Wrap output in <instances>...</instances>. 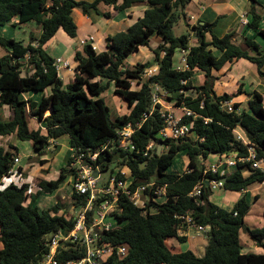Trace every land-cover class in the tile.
I'll return each instance as SVG.
<instances>
[{
	"label": "trees",
	"instance_id": "1",
	"mask_svg": "<svg viewBox=\"0 0 264 264\" xmlns=\"http://www.w3.org/2000/svg\"><path fill=\"white\" fill-rule=\"evenodd\" d=\"M118 1L0 0V26L17 19L18 24L35 22L40 27V34L26 45L13 38L0 37V46L7 49L6 54L0 57V109L7 107L11 113L8 120L0 115V137L14 135L21 142H31L37 155L46 151L51 141L61 138L68 140L74 152L83 153H95L108 143V148L100 151L91 163L100 173L110 170L112 165L126 167L130 174L128 188L132 192L151 182H155L157 187L165 186V201H154V190H147L144 207L133 205L128 197L120 194L117 207L110 213L118 227L99 233V245L115 248L103 264H264V254H244L240 244L242 233L264 249V226L250 229L245 223L249 205L244 194L251 184L264 182V171L252 169L246 164L220 176L205 172L203 163L210 155L220 156L230 152H237L238 156L247 155L246 148L234 135L236 128L245 134L256 159L264 162L262 95L255 91L248 93V111L238 112L239 104L234 103V111L227 113L222 110L221 104L230 102L243 91L239 87L233 94L217 96L210 75L211 71L220 70L226 63L244 59L254 64L258 74L264 77V52L249 38L240 39L246 46L242 50L234 33L217 37L212 32L215 22L193 27L199 36L196 46L189 45V33L174 36L173 26L181 17L186 24L184 9L192 0H122L120 4ZM249 1L256 3L258 0ZM141 3L148 7L142 17L126 32L107 36L105 51L96 52L92 44L86 42L81 51L75 52L73 81L63 89L54 66L55 59L43 47L59 30L69 38L76 37L73 10L79 9L87 16L91 10L98 13L99 4L112 6L115 11L121 12ZM249 13L252 19L248 26L264 41V29H259V14L253 7ZM104 17L109 18V14L105 13ZM186 26L189 29V25ZM153 35L162 39V43L152 50L154 58L126 68L125 59L140 48L148 47ZM211 49L220 51V56H215ZM177 52L185 53L184 69L173 65ZM156 64L157 72L145 77L146 71ZM195 70L205 74L206 81L202 86L192 85ZM110 84L114 86V94L122 97L129 108L128 114L114 120L110 118L109 107L100 97ZM133 84L136 89H132ZM48 87H51L50 94L43 96L40 102L22 96L43 92ZM154 87L165 92L166 99L174 106L193 114L182 116L179 124L190 127L196 135L194 141L159 136L165 123L157 109H153L151 96ZM188 92L190 94L187 95ZM49 111L50 114L46 115ZM27 115L42 123L43 130H30ZM128 125L136 129L132 135L133 150L120 148L116 141L117 130ZM151 143L161 145V151L158 152L155 146L144 155ZM11 148L13 151L0 147V181L16 158L17 149ZM179 152H185L188 158L185 172L166 173ZM71 162L70 157L55 180H40L37 183L39 192L52 194L59 189L74 173ZM243 168L248 171L246 177ZM115 178L125 180L119 171ZM223 178V189L240 193L231 210L209 201L212 190L207 182ZM201 181L200 196L189 197ZM28 190L27 184L18 186L13 183L0 188V264H40L49 250L46 237L59 230L68 232L75 224L73 216L56 215L58 204L53 209L39 210L33 205L35 198ZM29 198L30 204L24 206ZM71 198L76 207L85 205L87 199L75 192H72ZM106 198L111 199L110 196H101L97 202ZM151 209L155 211L152 213ZM187 214L195 224L209 227L201 257L191 251L176 252L168 246L170 239H176L180 244L187 241L185 236L179 235L183 225L181 217ZM92 216L93 213H88V220ZM120 247L126 249L123 257L116 254ZM83 257L84 249L79 244H72L68 251L60 250L57 261Z\"/></svg>",
	"mask_w": 264,
	"mask_h": 264
},
{
	"label": "crops",
	"instance_id": "2",
	"mask_svg": "<svg viewBox=\"0 0 264 264\" xmlns=\"http://www.w3.org/2000/svg\"><path fill=\"white\" fill-rule=\"evenodd\" d=\"M76 1H78V0H76ZM86 1H93V0H86ZM121 1L122 0H119L118 4H120ZM252 7L255 9L257 14H259V16H260L259 29H264V0H258L256 3H253L249 0H192L184 9V12H185L186 17H187L186 24L189 25V29L187 28V33L190 34L189 45L191 47H193V46H196L198 44V37L199 36L196 33V29H193L194 26L203 25L204 23L210 24V23L215 22V26L212 28V32L217 37L221 38L226 34L234 33L236 35V41L242 50H245L246 46H245L243 40H240V39L249 38V39L254 40L260 46L261 51L262 50L264 51L263 39L256 34L255 30L251 29L248 26V24L250 23V21L252 19V15L249 13V11ZM147 8L148 7L145 3H141V4L133 5L132 7L128 8L124 11L118 12V11H115L114 7H112V6H105L103 4H99L98 5V13L101 16H103V18H104L103 23H101V21H100V18H101L100 16L97 18L93 17V13H96L93 10L89 11V14L87 16H84L83 14L80 15V18H79L80 24H78V25L76 24L77 35L75 38H73V39L78 38L80 41V45L74 46V50L71 54V57L72 58L74 57V54L76 51H81L83 44L86 42L91 43L93 48L96 50V52L105 51L106 50L105 38L109 35L111 36V35H114V34H117L120 32H126L127 29L134 22H136L139 18L142 17L143 12ZM105 13L109 14V18L104 17ZM96 15H97V13H96ZM84 27H87V29H84ZM39 34H40V29L38 30L37 35H39ZM56 35L51 40H49L43 48L46 51V53L50 57H52L53 59H57V58L61 59V56H62L61 54H57L56 57H54L48 51L49 46H50V48H53L54 41L56 40L55 39ZM62 37L64 39L63 35H62ZM96 37H98V41H101L98 44L100 48H98L97 44L93 42V39H96ZM161 43H162V39L156 35H153L150 38L148 47L140 48L138 50V52L131 54L127 59H125V61H124L125 67L128 68V67L135 66L137 63H140L144 57H145L144 58L145 60L151 61L154 58L152 50L155 49ZM211 50L215 56H220V54H221L220 51H218L216 49H211ZM136 55L139 57H136ZM184 55H185V53H183V52H177L174 55L173 65L175 68H177V69H184L185 68ZM129 58H132V60L128 62ZM180 58L184 59L183 64L180 63L181 62ZM66 61L69 62L68 60H66ZM137 61H139V62H137ZM71 64H72V70H74L76 63L74 61H72ZM157 70H158V65L156 64L154 67L153 74L156 73ZM262 71L264 72V65L262 66ZM210 75L213 78V90L217 96H220L222 94H233L234 92L237 91V89L239 87H241L243 93L240 94L239 96L233 98L229 102L232 106L234 103L239 104V109L237 110L238 112L248 111V101L250 99V97L248 96V93H252L254 91L258 92L262 95L263 105H264V77H262L258 74L257 67L254 64H252L251 62H248L247 60H244V59L234 60L230 63H226L220 70L211 71ZM72 77H74V76L72 75ZM60 78L62 79L61 76H60ZM71 80H73V78H71ZM191 81H192L193 86H202L206 81L205 74L199 70H195L193 73V76L191 78ZM62 87H63V83H62ZM45 90L42 92L43 94L40 98L39 97L36 98V96H34V94H36V93H33V92L24 94L22 96L24 99L29 98L35 102H40V100L43 98V96H47L44 94ZM164 108H166L167 111H169L177 119H180L182 117V115L184 114V110H185L184 108L176 107L174 105H170L169 103H167V104L164 103ZM49 114H50V111L48 113H46V115H49ZM0 115H1L2 119L8 120L11 116V113L7 107H3L2 109H0ZM26 120H27V124H28V127L30 130H37L39 128H41L43 130V124L38 122L36 119L34 121L33 117L27 115ZM234 135L237 139H239L243 142H247V138L245 137V134L243 133V131L240 128H236L234 130ZM12 138H14V141H12L13 140ZM189 139H191L192 141H194L196 139V135L194 132L190 133ZM8 140H9V142L12 143V144H10L9 147H7V145H5V144L3 145V143H6ZM1 141H2V146H0V147L4 148L5 150L11 151L12 149H10V148L16 147V143L19 140H17L14 135H10V136H5L3 138L0 137V142ZM51 143L53 144L55 154H56L59 151L58 149L60 147L59 146L60 139L57 141H51L50 145L47 149L52 148V147H50ZM66 145L68 147V149H67L68 150V156H67V159H66L64 164H66L67 160L73 154V150H72V148H70L68 140L66 141ZM17 151H18V149H17ZM18 154H19V152H18ZM218 158L219 157L217 155H210L203 162L204 166L206 168H209V167H213V166L217 165ZM19 163H20V160H19ZM187 163H188V158H187ZM262 166H263L262 171H264V162L262 163ZM186 168H187V165H186ZM218 170H219V174L228 175L229 173L233 172L235 169L223 170L220 167V168H218ZM120 172L122 173V171H120ZM15 176H16L17 182L19 183V184H17L18 186L21 184H27L23 180L21 182V179L25 176V173H24V169L19 164L17 165L16 174L13 177H15ZM37 177L41 178L42 180H45L42 176H40V177L37 176ZM124 177L129 178L127 176H124ZM35 178L36 177L33 178L32 183L35 181ZM68 179H70V180H68ZM6 181H7V179H5V178L1 179L0 185L5 183ZM8 181H10V178L8 179ZM69 181H70V183H69ZM12 183H13V181H12ZM71 184H72V177L69 176L66 178L65 183L62 185L63 186L67 185L69 187V186H71ZM263 184H264V182L263 183H254V184H251L249 187H247V189L244 191V194H245L246 202L248 204H250L249 199L252 200L251 204H253V205L257 204L259 202L260 195L256 194L259 190L255 189V188H258V186H262ZM62 185L60 186V188L63 187ZM37 188H38V186H37ZM60 188L57 189L52 194H49V195L56 194L57 192H59ZM219 189H223V188H219ZM70 191L72 192L71 188H70ZM28 192H30V189ZM230 192L231 191L225 190V193H223L219 196L223 206H218V207L223 208V209L227 208L226 206L224 207L226 199H228L231 202L230 205H232V207L234 206V204L236 203V201L240 197V193L239 192H233V193H235V195H230ZM36 193H37V195H39L40 194L39 190H37ZM255 197H256V199H255ZM55 198H57V197H55ZM163 201H164V199L162 201H159V203H162ZM52 203L53 204L51 205V207H46V208H50V209L56 208L55 205L58 203V201H56V199H55V201H53ZM250 205H249V211H248L247 215L245 216L246 225L250 229H256L258 227L262 228L264 226V220H261V218H260V217H262L261 214H258L259 216L252 217ZM232 207L230 209H225V210H231ZM75 208H76V206H74V204H72V210H75ZM151 211L154 212L155 210L151 209ZM51 214L53 215L54 213H51ZM56 215H58V216L64 215L65 217H67L68 214L66 215L64 213V209H61L60 207H58L57 211H56ZM262 215H263L262 218L264 219V210H263ZM72 216L74 217L75 215H72ZM106 220L107 219H105V221ZM112 220L115 221L114 219H112ZM107 222L110 223V221H107ZM111 225H112L111 226L112 228L118 227V223L115 226L113 224H111ZM180 232H179V235H180ZM190 233H193V232L187 230V232L184 233L183 236H185L187 238V241L185 243H182V244H188V240L190 238L193 242H197L195 244L198 247L203 248V252H198V254L196 253L195 255L198 257L203 256L204 249H205V246L207 244V239H206V241H201L202 239H200L199 234H197L198 236H196V237L191 236V235H190L191 236L190 237L189 236ZM202 235H204V238H206L205 234H202ZM244 235L247 236L246 234H244ZM248 238L244 237V239H242L241 234H240V244L242 246L241 252L244 254H247V253L264 254V249L262 247L257 246L254 242L251 241L250 238L249 239ZM168 246L176 252L191 251V249L194 248V246H188V248H186V250H182L181 244L178 243L176 239H170L168 241ZM258 248H260V251L252 252L254 250L257 251L256 249H258ZM0 249H2L1 243H0ZM197 251H199V250H197ZM243 251H245V252H243Z\"/></svg>",
	"mask_w": 264,
	"mask_h": 264
},
{
	"label": "built area",
	"instance_id": "3",
	"mask_svg": "<svg viewBox=\"0 0 264 264\" xmlns=\"http://www.w3.org/2000/svg\"><path fill=\"white\" fill-rule=\"evenodd\" d=\"M54 66L57 70L69 69L70 63L62 61L60 58L55 59ZM166 97V93L161 91L158 87H154L152 92V104L153 109H157L158 114L164 120L165 126L159 132V136L162 138L171 139H185L189 138L190 127L188 125H180V119L175 118L166 108H164L163 100L161 96ZM158 107V108H156ZM222 110L227 113L234 111L233 106L229 102H223L221 104ZM193 115L190 111L184 110L182 116ZM136 131L131 125L126 126L123 129L117 130L116 141L119 147L122 149L133 150L132 135ZM239 140V139H238ZM241 141V140H240ZM243 146L246 148V156H238L237 152H230L229 154L218 156V163L213 167L206 168L205 172L216 173L220 176L218 168L225 169H236L238 165L249 164L252 169L263 170L262 161L256 159V153L254 149L248 145V142L241 141ZM108 143L102 146L97 152H81L73 151L71 155L72 162L70 163L71 169L74 173L72 177L71 189L79 196L87 197L86 203L83 206L78 207L77 215L74 216L75 224L72 230L66 232L59 230L48 239H46V246L49 248L47 254L43 257L40 264H103V262L114 252L115 248L111 245H99V233L102 230L112 229V225L105 221V219H113L110 213L117 207V200L120 194L129 198L133 205L137 207H144L146 202V195L144 194L147 190L150 192L152 189L153 194L156 196L153 200L159 203L160 199L165 201V186L157 187L155 182L148 183L146 185L138 187L135 191H131L128 188L129 181L125 178L124 181L117 180L114 177L109 178L105 184H100L101 173L97 167H93V163L100 151L106 150ZM157 151L160 152L162 149L161 145L156 146ZM153 149V144H149L144 152ZM19 164V158L16 157L13 161V165L10 167L6 175L2 179H8L16 174L17 165ZM94 173L96 176H93ZM124 176V175H123ZM210 189L222 188L223 182L221 180H212L207 182ZM203 181L197 184V186L189 193V197H199L201 194V188ZM142 195L145 199H142ZM101 196H110L108 198L97 202V199ZM163 201V202H164ZM93 213V216L88 220V213ZM152 212V211H151ZM153 213V212H152ZM182 218V227L179 230L180 235H184L183 228L189 231H194L196 234H205L208 230V226H201L195 224L190 215H186ZM72 244H79L84 249V257L78 260L59 262L57 261V255L60 250L68 251ZM116 254L119 257H123L126 254V249L120 247L116 250Z\"/></svg>",
	"mask_w": 264,
	"mask_h": 264
},
{
	"label": "rangeland",
	"instance_id": "4",
	"mask_svg": "<svg viewBox=\"0 0 264 264\" xmlns=\"http://www.w3.org/2000/svg\"><path fill=\"white\" fill-rule=\"evenodd\" d=\"M78 1H86V0H78ZM80 15H82L81 11L79 9H74L73 13H72V17L74 19V22L78 25L80 24L79 22V18ZM101 17L100 21L101 23H103L104 18L103 16H101L99 13H93V17L97 18V17ZM17 19H14L13 21L9 22L8 24L4 25V26H0V37L9 39V38H13L18 42H21L23 45H26L31 38H36L38 35V30L40 29V27L35 23V22H26V23H22V24H18L17 23ZM78 22V23H77ZM81 27V26H80ZM84 29H87V27H84ZM173 35L174 36H180L182 34H186L187 33V26L185 25V20L181 17L178 22L173 26ZM58 33V34H57ZM55 35H56V40L54 41V46L53 48H50V46L48 47V51L51 55H53L54 57H56L57 54H61V60L62 61H66L68 60L70 62L71 67L69 69H59L58 73L59 76L62 77L61 81L63 83V89H65L66 85L69 84L70 82H72L73 80H71L72 75L74 76V70H72V61L73 58L71 57V54L74 50V46L80 45V41L78 38L76 39H72L69 38L62 30L58 31ZM62 35L64 36V39L62 37ZM93 42L97 44V47H99V43L101 41H98V37H96V39H93ZM6 50L5 48L0 46V57L6 54ZM262 52H264L262 50ZM71 57V58H70ZM136 57H139L136 55ZM145 58V57H144ZM142 59V61L140 63H144L147 60ZM134 59V58H133ZM132 58H129L128 62L131 61ZM177 60V59H176ZM181 61V62H180ZM180 63L183 64L184 59L180 58ZM139 62V61H137ZM182 67V66H181ZM154 72V68L151 70H147L145 77H148L150 75H152ZM71 80V81H70ZM105 81H102V84H104ZM137 86L135 84L132 85V89H136ZM51 92V87H48L44 94L45 95H49ZM42 92H36V94H34V96H36V98H40L42 96ZM190 94L189 92L187 93V95ZM38 95V96H37ZM159 95L161 96V100H163L164 103H169L170 105H173L172 102H169L165 96H162L161 93H159ZM105 103L107 104V106L110 109V118L112 120L121 117L125 114H128L129 112V108L127 106L126 101L120 97L119 95L114 94V87L112 84H110L109 88L103 92L100 96ZM163 103V105H164ZM35 121V118H33ZM31 127V126H30ZM190 129V128H189ZM191 133V132H190ZM189 133V135H190ZM188 135V137H189ZM3 138V137H2ZM9 139V138H8ZM14 141V138H12ZM66 138H61L60 139V143H59V151L55 154V150L53 147V142L51 143L52 148L47 149L46 151H44L41 155H37V153L34 152L33 148H32V144L31 142L25 141V142H20L17 141L16 143V148L18 149V151H16V157L19 158L20 163L19 165L22 166V168L24 169V173L25 176L21 179L24 182H26L29 186L30 192H28L29 194L33 195L35 198V201L33 203V205H35L39 210H47L50 208H46V207H51V205L53 204L52 202L58 201V206L61 209H64V213L67 215L68 218H70L72 215H77L78 212V207L75 208V210H72V204H74L72 198H71V191L70 188L71 186H63L62 188H60L59 192H57L54 195H49V194H45V193H40L39 195H37L36 191L39 190L37 188V183L42 180L41 178H38L37 176H42L45 180L47 181H51V180H55L58 176V172L60 170V168L64 167V163L67 159L68 156V147L66 145ZM7 145V147L10 146V144H12L11 142H9V140L6 143H3V145ZM0 146H2V141L0 142ZM156 144H153V147H155ZM12 149V148H10ZM13 151V149L11 150ZM19 152V154H18ZM40 161H44L42 164L40 163ZM207 164V163H206ZM186 165H187V156L184 152H179L177 153L173 160H172V164L170 165V167L167 169L166 173H172V174H182L185 170H186ZM122 171L124 176H127L130 178V174L129 171L126 169V167H117L115 165L111 166V169L101 173V179L99 181V185L100 184H105L108 182L110 176L114 177L115 174L117 172ZM243 175L246 177L248 175V171L246 168L242 169ZM35 178V181L32 183L33 178ZM9 179V178H8ZM7 181L3 184L0 185V188L3 189L5 187H7L10 183H13L15 185L19 184L17 182L16 176L15 177H10V181ZM12 180V181H11ZM70 180V179H68ZM70 183V181H69ZM259 191L256 194H259V202L257 204H251L252 200L249 199L250 201V205L251 206V214L252 217L254 216H259L258 214H261V216L263 217V210H264V184L262 186H258ZM29 191V190H28ZM225 193V189H218V188H214L211 191V194L209 196V200L210 202L216 204L217 206H223L221 199H220V195ZM230 195H235V193L230 192ZM57 197V198H55ZM58 199V200H57ZM142 199H145V197L142 195ZM163 199H160L159 201H162ZM31 199L29 198L28 200H26L23 205L27 206L30 204ZM231 202L226 199L225 201V205L227 208L225 209H230L232 207V205H230ZM74 206H76L74 204ZM262 217L261 220H264ZM106 221H110L111 224H113L114 226L117 225V223L115 221H113L110 218H107ZM259 228V227H258ZM184 232H187L186 228H183ZM193 233H190L189 236H198L194 231H192ZM200 235V239H202L201 241H206V238H204V235L199 234ZM51 235H48L46 237V239H48ZM190 236V237H191ZM241 237L242 239H244L245 236L244 234L241 233ZM249 239V238H248ZM195 243L197 242H193L190 238L188 240V244H181V249L182 250H186V248H188V246H194V248L191 249V252H193L194 254H198V252H203V248L198 247ZM199 251H197V250ZM259 249V250H258ZM256 249L257 251H252V252H258L260 251V248ZM262 251V250H261ZM245 252V251H243Z\"/></svg>",
	"mask_w": 264,
	"mask_h": 264
},
{
	"label": "water",
	"instance_id": "5",
	"mask_svg": "<svg viewBox=\"0 0 264 264\" xmlns=\"http://www.w3.org/2000/svg\"><path fill=\"white\" fill-rule=\"evenodd\" d=\"M93 176H96V174L94 173V175H93ZM221 181H222V182H225V179L223 178V179H221Z\"/></svg>",
	"mask_w": 264,
	"mask_h": 264
}]
</instances>
